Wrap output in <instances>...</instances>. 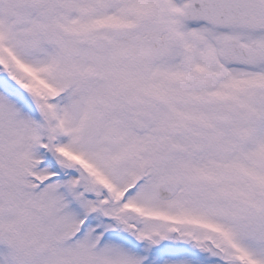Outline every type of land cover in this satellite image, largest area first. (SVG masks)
I'll list each match as a JSON object with an SVG mask.
<instances>
[{
	"label": "snow or ice",
	"instance_id": "obj_1",
	"mask_svg": "<svg viewBox=\"0 0 264 264\" xmlns=\"http://www.w3.org/2000/svg\"><path fill=\"white\" fill-rule=\"evenodd\" d=\"M0 264H264V0H0Z\"/></svg>",
	"mask_w": 264,
	"mask_h": 264
}]
</instances>
